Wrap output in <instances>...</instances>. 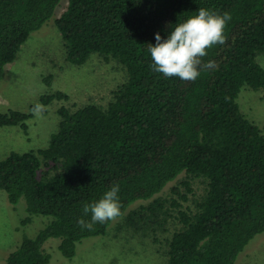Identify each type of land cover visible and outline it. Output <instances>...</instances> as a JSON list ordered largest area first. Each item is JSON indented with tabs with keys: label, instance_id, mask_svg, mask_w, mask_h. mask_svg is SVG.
Listing matches in <instances>:
<instances>
[{
	"label": "trees",
	"instance_id": "16d2710c",
	"mask_svg": "<svg viewBox=\"0 0 264 264\" xmlns=\"http://www.w3.org/2000/svg\"><path fill=\"white\" fill-rule=\"evenodd\" d=\"M59 2L0 0V78ZM199 8L231 15L227 42L202 58L218 67L201 68L192 82L155 72L147 44H155L156 33L166 38L170 28ZM54 23L70 63L82 65L96 52L120 63L126 75L106 107L61 105L46 147L11 151L0 160V188L13 205L25 199L23 223L32 215L50 216L34 236H22L5 264H48L43 244L50 237L60 239L63 256H74L77 243L106 234L111 223L82 229L77 220L90 219L83 214L86 203L118 184L123 215L134 201L153 197L181 172L205 177L207 188L194 211L178 210L182 227L169 239L168 263L234 264L264 231V133L236 101L244 85L264 88V68L256 60L264 52V0H69ZM54 98L69 96L48 91L40 101L47 106ZM31 116L9 110L0 113V125H18L26 132ZM46 166L54 173L39 177ZM163 207L155 198L133 215L150 220Z\"/></svg>",
	"mask_w": 264,
	"mask_h": 264
},
{
	"label": "rangeland",
	"instance_id": "374dc122",
	"mask_svg": "<svg viewBox=\"0 0 264 264\" xmlns=\"http://www.w3.org/2000/svg\"><path fill=\"white\" fill-rule=\"evenodd\" d=\"M68 1L60 0L52 18L32 31L16 58L5 65L0 78V113L9 110L29 112L30 106L41 103V95L48 91L61 90L69 98H54L46 106L42 118L34 115L28 118L26 132L18 125H0V160L11 151H36L46 147L51 133L57 129V109L61 105L75 108L95 103L106 107L113 90L125 79L126 71L120 63L96 52L91 53L82 65L66 60L62 36L54 19L65 10ZM256 60L264 68V52H259ZM236 101L246 117L264 133V88L254 90L244 85ZM54 171L47 166L41 167L38 176H49ZM184 181L189 182L191 191L187 190ZM206 188L205 177L181 172L153 197L134 201L121 217L111 221L106 234L82 239L72 257L61 254L58 237H50L43 244L50 254L48 264H169V239L182 227L178 210L194 211L196 201ZM155 198L162 200L164 207L151 215L150 220L133 215ZM25 207L23 197L13 205L6 191L0 188V264H5L7 255L18 246L23 235L34 236L50 219V216L32 215L24 224ZM234 264H264V231L246 244Z\"/></svg>",
	"mask_w": 264,
	"mask_h": 264
},
{
	"label": "clouds",
	"instance_id": "9594fccd",
	"mask_svg": "<svg viewBox=\"0 0 264 264\" xmlns=\"http://www.w3.org/2000/svg\"><path fill=\"white\" fill-rule=\"evenodd\" d=\"M230 20L231 15L227 12L221 14L199 8L196 14L170 28L166 38L162 39L156 33L155 44H147L152 69L166 78L179 77L192 82L200 76L201 68L210 70L218 67L215 61L205 63L202 58L208 54V49L227 42L225 27ZM30 111L37 118H42L46 106L36 102ZM119 191V185L113 184L98 200L86 203L83 214L90 216V219L79 218L77 224L82 229L93 230L97 223L103 224L121 217Z\"/></svg>",
	"mask_w": 264,
	"mask_h": 264
}]
</instances>
